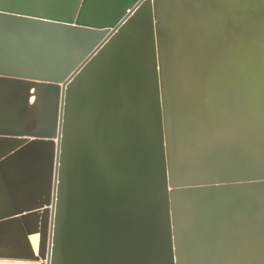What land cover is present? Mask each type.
Instances as JSON below:
<instances>
[{
    "label": "water",
    "instance_id": "obj_1",
    "mask_svg": "<svg viewBox=\"0 0 264 264\" xmlns=\"http://www.w3.org/2000/svg\"><path fill=\"white\" fill-rule=\"evenodd\" d=\"M228 187L264 239V0H0V261L193 264Z\"/></svg>",
    "mask_w": 264,
    "mask_h": 264
},
{
    "label": "crops",
    "instance_id": "obj_2",
    "mask_svg": "<svg viewBox=\"0 0 264 264\" xmlns=\"http://www.w3.org/2000/svg\"><path fill=\"white\" fill-rule=\"evenodd\" d=\"M250 190H255V188L228 187L217 190L215 198H237L241 200L238 204L237 217H227L225 213V217L209 219L211 228L207 236L209 244L204 245L203 242L200 246L195 244L193 264H262L264 239L261 212L258 211L256 224L251 230L246 224L248 205L243 199H245L244 194ZM256 207L261 209L264 206L262 203H257ZM200 223H203V220H200ZM221 225L226 227L229 225L230 232L222 233Z\"/></svg>",
    "mask_w": 264,
    "mask_h": 264
},
{
    "label": "rangeland",
    "instance_id": "obj_3",
    "mask_svg": "<svg viewBox=\"0 0 264 264\" xmlns=\"http://www.w3.org/2000/svg\"><path fill=\"white\" fill-rule=\"evenodd\" d=\"M0 263H2V264H6V263H8V264H20L17 262L12 263V262H4V261H0ZM28 264H30V263H28ZM31 264H36V263H31Z\"/></svg>",
    "mask_w": 264,
    "mask_h": 264
}]
</instances>
